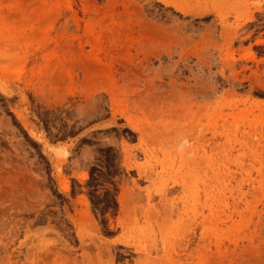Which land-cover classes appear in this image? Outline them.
Returning a JSON list of instances; mask_svg holds the SVG:
<instances>
[{"label":"rangeland","instance_id":"374dc122","mask_svg":"<svg viewBox=\"0 0 264 264\" xmlns=\"http://www.w3.org/2000/svg\"><path fill=\"white\" fill-rule=\"evenodd\" d=\"M0 264H264V0H0Z\"/></svg>","mask_w":264,"mask_h":264}]
</instances>
